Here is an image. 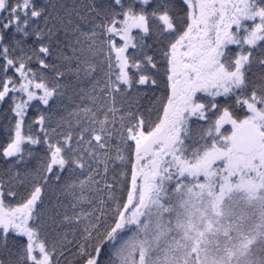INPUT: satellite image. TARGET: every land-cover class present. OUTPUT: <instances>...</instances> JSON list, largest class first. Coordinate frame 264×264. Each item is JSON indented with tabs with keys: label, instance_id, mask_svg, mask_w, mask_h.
Segmentation results:
<instances>
[{
	"label": "snow or ice",
	"instance_id": "1",
	"mask_svg": "<svg viewBox=\"0 0 264 264\" xmlns=\"http://www.w3.org/2000/svg\"><path fill=\"white\" fill-rule=\"evenodd\" d=\"M0 264H264V0H0Z\"/></svg>",
	"mask_w": 264,
	"mask_h": 264
}]
</instances>
